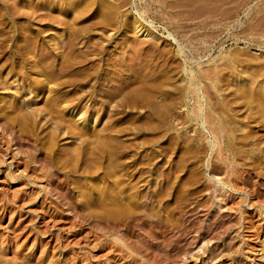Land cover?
Wrapping results in <instances>:
<instances>
[{
    "label": "rangeland",
    "instance_id": "374dc122",
    "mask_svg": "<svg viewBox=\"0 0 264 264\" xmlns=\"http://www.w3.org/2000/svg\"><path fill=\"white\" fill-rule=\"evenodd\" d=\"M0 112L7 257L264 264V0H0Z\"/></svg>",
    "mask_w": 264,
    "mask_h": 264
},
{
    "label": "bare ground",
    "instance_id": "6f19581e",
    "mask_svg": "<svg viewBox=\"0 0 264 264\" xmlns=\"http://www.w3.org/2000/svg\"><path fill=\"white\" fill-rule=\"evenodd\" d=\"M134 18H135V17H134ZM133 27H134V31H135V33H137V34H143V35H144V34H146V35H147V34H150V32L147 31V29L145 28V26L142 25V22H141L138 18H135V19H134V26H133ZM50 92H51V91H50ZM39 95H40V94H39ZM48 99H49V98H48ZM54 99H55V98H54ZM54 99H53V100H54ZM54 101H56V100H54ZM42 102H43V101H42ZM10 103H12V102H10ZM50 103H51V102H50ZM50 103H49L48 105H50ZM51 104H52V103H51ZM200 104H201V103H200ZM10 105H11V104H10ZM41 106H42V105H41ZM52 106H53V105H52ZM7 108H8V107H7ZM17 108H18V107H17ZM23 108H24V107H23ZM23 108H22V109H23ZM54 108H55V107H54ZM202 108H203V107H202ZM202 108H201V105H198V110H199L200 112H202V110H203ZM55 109H56V108H55ZM11 110H12V109H11ZM47 110H48V108H47ZM37 111H38V110H37ZM51 111H52V110H51ZM56 111H57V110H56ZM11 112H12V111H11ZM21 112H22V111H21ZM49 112H50V111H49ZM49 112H48V113H49ZM0 113H1V112H0ZM15 113H16V111H15ZM197 113H198V112H197ZM79 114H82V112H79ZM1 115H2V114H1ZM24 115H25V114H24ZM3 116H4V115H3ZM44 116H45V115H44ZM5 117H6V116H4L3 118L1 117L2 120H4ZM8 117H9V116H8ZM24 117H25V116H24ZM206 117H207V116H206ZM62 118H63V117H62ZM5 120H8L7 117H6ZM61 120H62V119H61ZM205 121H207L206 118H205ZM0 122H2V123H0V126H2L0 130L2 131V128H3V130H4V131H3V134H4V132H5V133H7V132L9 133L11 130H13V133H14V129H15L16 127L14 128V127L12 126L13 124L11 125L10 123H7V122H5V121H0ZM8 122H10V121H8ZM21 122H22V120H21ZM11 123H13V122H11ZM65 123H66V122H65ZM68 123H69V121H68ZM85 123H86V119H85ZM1 124H2V125H1ZM17 124H18V123H17ZM23 124H24V123H23ZM14 125H15V124H14ZM20 125H21V124H20ZM24 125H25V124H24ZM71 125H72V124H71ZM71 125H69V127H70ZM17 126H18V125H17ZM78 126H79V124H78ZM80 127H81V126H79V127H78V130H77L76 126H75L76 129H74V126H73V128H71L70 130H72V132L75 130V132H73L74 135L76 134V130H77V132H78L77 134H78V135L80 134V136H82L81 134H84L85 131L87 132V128H86V127H81V128H80ZM62 129H63V128H62ZM73 129H74V130H73ZM109 129H110V128H109ZM18 130H20V128H19ZM21 130H22V129H21ZM15 131H16V130H15ZM91 131H92V130H91ZM102 131H103V130H102ZM102 131H101V133H102ZM224 132H225V131H224ZM10 133H11V132H10ZM10 133H9V135L12 137V134H10ZM17 133H19V132L17 131ZM15 134H16V133H15ZM1 135H2V132H1ZM6 135H7V134H6ZM16 135H17V134H16ZM16 135H15V136H16ZM18 135H19V134H18ZM89 135H90V134H89ZM94 135H95V134H94ZM99 135H100V134H98V135H96V136H99ZM102 135H103V133H102ZM102 135H100V136H102ZM215 135H216V134H215ZM20 136H22V135H20ZM83 136H84V135H83ZM85 136H86V134H85ZM216 136H217V135H216ZM2 137H3V135H2ZM5 137H7V136H5ZM86 137H87V136H86ZM88 137H89V136H88ZM88 137H87V138H88ZM102 137H103V136H102ZM102 137H99V139H100V138L102 139ZM97 138H98V137H97ZM103 138H104V137H103ZM13 139H14V138H13ZM13 139H12V141H13ZM84 139H86V138H84ZM99 139H97V140H98L99 144H101L102 141L100 142ZM101 139H100V140H101ZM86 140H87V139H86ZM94 140H95V138H94ZM103 140H104V139H103ZM5 141H6V140H5ZM92 141H93V140H92ZM105 141H106V140H105ZM66 142H67V141H66ZM66 142H65V143H66ZM83 142H84V141H83ZM67 143H68V142H67ZM7 144H8V143H7ZM85 144H86V142H85ZM103 144H104V143H103ZM103 144H102V145H103ZM66 145H68V144H66ZM71 145H72V144H71ZM71 145H70V146H71ZM88 145H89V144H88ZM88 145H87V146H88ZM72 146H73V145H72ZM72 146H71V147H72ZM83 146H84V145H83ZM83 146H82V147H83ZM87 146H86V147H87ZM91 146H92V145H91ZM99 146H101V145H99ZM71 147H69L70 149L67 147L68 154H69V152L71 151ZM82 147H81V148H82ZM89 147H90V146H89ZM74 148H75V147H74ZM74 148H72V149H74ZM78 148H79V147H78ZM78 148L76 147V150H77ZM81 148H80V149H81ZM97 148H99V147H97ZM101 148H102V147H101ZM65 149H66V147H65ZM68 149H69V150H68ZM80 149H79V150H80ZM83 149H84V148H83ZM87 149H88V148H87ZM76 150H75V151H76ZM92 150H93V149H92ZM101 150H102V149H101ZM63 151H64V150H63ZM103 151H104V150H103ZM65 152H66V150H65ZM86 152H87V151H86ZM92 152H93V151H92ZM101 152H102V151H101ZM66 153H67V152H66ZM78 153H80V152H78ZM78 153H77V154H78ZM81 153H82V151H81ZM44 154H45V153H44ZM44 154H43V155H44ZM58 154H59V153H58ZM62 154H64V152H62ZM92 154H93V153H92ZM11 155H12V154H11ZM71 155H73L72 151H71ZM71 155H70V156H71ZM79 155H80V154H79ZM82 155H83V154H82ZM59 156H60V155H59ZM61 156L63 157V155H61ZM70 156H69V157H70ZM44 157H45V156H44ZM49 157H50V156H48V157H46V158H49ZM57 157H58V156H57ZM64 157H65V156H64ZM76 157H77V156H76ZM93 157H94V156H93ZM41 158H42V157H41ZM50 158H51V157H50ZM12 159H14V158H12ZM70 160H71V159H70ZM77 160H78V159H77ZM90 160H91V159H90ZM3 161H4V159L2 160V163H3ZM19 161H20V160H19ZM42 161H43V160H42ZM45 161H46V160H45ZM95 161H96V160H95ZM45 163H46V162H45ZM49 163H50V161H49ZM92 163H93V162H92ZM96 163H97V162H96ZM74 164H75V162H74ZM74 164H73V165H74ZM84 164H85V165L88 164V161H87V163H84ZM93 164H94V163H93ZM97 164H98V163H97ZM46 165H47V164H46ZM91 165H92V164H91ZM91 165H89V166H91ZM41 166H42V165H41ZM92 166H93V165H92ZM94 166H95V165H94ZM8 167H9V166H8ZM87 167H88V166H87ZM40 168H41V167H40ZM40 168H37V169H40ZM46 168H47V167H46ZM50 168H51V167H50ZM0 169H1V168H0ZM35 170H36V169H35ZM49 170H50V169H49ZM49 170L47 169L46 171L49 172ZM9 171H10V169H9ZM39 171H40V170H39ZM42 171H43V169H42ZM10 172H13L12 169H11ZM48 172H46V173H48ZM86 172H87V171H86ZM94 172L96 173V171H94ZM36 173H37V171H36ZM42 173L46 174L45 172H42ZM55 173H56V172H55ZM39 174H40V173H39ZM9 175H12L11 177L13 178V177H15L17 174H16V172H15V170H14V172H13L12 174L9 173ZM48 175H49V174H48ZM48 175H47V176H48ZM50 175L53 176L52 173H51ZM55 175H57V174H55ZM44 176H45V175H44ZM61 176H62V175H61ZM61 176H60V178L57 179V182L55 181V183H56L57 185H55L56 187L54 188V190H55V189L57 190L58 188H59V189H62L61 187H63L64 185L67 184V183L65 184V180H64L66 177L63 178V177H61ZM101 176H102V175H101ZM11 180H12V179H11ZM31 180H32V179H31ZM51 180H52V179H51ZM58 180H59V181H58ZM113 180H114V179H113ZM47 181H48V180H47ZM104 181H105V180H104ZM31 182H32V181H31ZM96 182H97V181H96ZM34 183H35V182H34ZM49 183H50V182H49ZM117 183H118V182H117ZM52 185H53V184H52ZM49 186H51V185H49ZM108 186H109V185H108ZM117 186H119V185H117ZM53 187H54V186H53ZM96 187H98V186H96ZM43 188H44L46 191H48V190H47L48 187H47L46 185H44ZM50 189H51V188H50ZM99 190H100V189H99ZM57 191H58V190H57ZM57 191H56V192H57ZM122 191H123V190H122ZM48 192H49V191H48ZM48 192H47V193H48ZM114 192H115V191H114ZM124 192H125V191H124ZM124 192H123V193H124ZM44 193H45V192H44ZM61 193H62V190H61V192L58 193V194H61ZM49 194H50V196H51L52 193H49ZM53 194H55V193H53ZM66 194H67V193H66ZM111 194H112V193H111ZM114 194H115V193H114ZM117 194H118V193H117ZM117 194H116V195H117ZM43 195H44V197L47 199V194H43ZM63 195H64V196H63ZM83 195H84V194H83ZM121 195H122V193H121ZM121 195H120V196H121ZM130 195H131V194H130ZM126 196H127V200H130V199H129L130 197L128 198V195H126ZM126 196H125V197H126ZM44 197H43V199H44ZM62 197H63L64 199L67 198V196H66L65 194H62ZM62 197H61V198H62ZM110 197H111V196H110ZM112 197H113V195H112ZM112 197H111V198H112ZM121 197H123V196H121ZM68 198H69V196H68ZM114 198H115V197H114ZM105 199H106V198H105ZM105 199H104V200H105ZM116 199H117V198H116ZM118 199H119V196H118ZM121 199H123V198H121ZM44 200H45V199H44ZM49 200H50V199H49ZM52 200H53V199H52ZM52 200H51V202H52ZM69 200H71V199H69ZM69 200H67V201H69ZM100 200H101V199H100ZM112 200H114V199H112ZM67 201H66V202H67ZM71 201H72V200H71ZM105 201H107V200H105ZM105 201L102 200L103 205H106ZM110 201H111V200H110ZM115 201H117V200H115ZM122 201H123V200H122ZM122 201H121V202H122ZM2 202H3V201H2ZM53 202H54V201H53ZM108 202H109V199H108ZM119 202H120V201H119ZM123 202H124V201H123ZM8 203H9V201H8ZM69 203H71V202L69 201ZM72 203H74V202L72 201ZM104 203H105V204H104ZM109 203H110V202H109ZM4 204L6 205L7 202L4 203ZM66 204H68V203H66ZM74 204H75V203H74ZM115 204H116V203H115ZM108 205H109V204H108ZM108 205H107L106 207H108ZM110 205H111V203H110ZM110 205H109V206H110ZM116 205H117V204H116ZM116 205H115L114 207H116ZM123 205H124V203H123ZM128 205H130V204H128ZM128 205H126V207H127ZM72 206H73V204H72ZM72 206L69 204V207H72ZM117 206H119V205H117ZM120 206H121V205H120ZM8 207H9V206H8ZM76 207H77V206H76ZM100 207H102V206H100ZM106 207H105V209H106ZM122 207H123V206H122ZM126 207H125V208H126ZM77 208H78V207H77ZM109 208H110V207H109ZM116 208H117V207H116ZM74 209L76 210L75 206H74ZM100 209H101V208H100ZM112 209H114V208H112ZM112 209H108V211H107V210H105V211L109 212V214H111V213L114 214V211L116 212V209H115L114 211H113ZM123 209H124V208H122V210H123ZM126 209H128V208H126ZM79 210H80V209H78L77 212H78V216L80 217L84 211L81 213V211H79ZM124 210H125V209H124ZM118 211H119V209H118ZM120 211H121V210H120ZM120 211H119V212H116V215H117L118 213L121 214V213L123 212V211H122V212L120 213ZM125 211H127V210H125ZM128 211H129V210H128ZM75 212H76V211H75ZM77 212H76V213H77ZM76 213H75V214H76ZM123 213H124V212H123ZM104 214H105V213H104ZM112 214H111V216H112ZM119 214H118V215H119ZM73 215H74V214H73ZM83 215H84V214H83ZM105 215H106V214H105ZM107 215H108V213H107ZM114 216H115V215H114ZM76 217H77V215H76ZM51 218H52V217H51ZM54 218H55V217H54ZM106 218H107V217H106ZM116 218H117V217H116ZM138 220H139V219H138ZM121 221H122V220H121ZM127 223H128V222H127ZM127 223H126V224H127ZM109 224H110V222H109ZM130 224H131V222H130ZM111 225H112V224H111ZM119 225H120V224H119ZM130 226H132V225H130ZM160 226H161V225H160ZM113 227H114V226H113ZM131 228H132V227H131ZM161 228H163V227H161ZM164 228H165V227H164ZM112 229H113V228H112ZM14 232H15V231H14ZM160 232H161V231H160ZM127 235H128V234H127ZM128 236H129V235H128ZM116 237H117V236H116ZM260 238H261V237H260ZM137 241H138V240H137ZM0 242H1V241H0ZM127 242H128V241H127ZM131 244H132V243H131ZM135 244H136V243H135ZM133 246L135 247V245H133ZM129 248H130V247H129ZM137 248H138V247H137ZM119 249H120V248H119ZM122 250H123V249H122ZM4 251H5V250L0 249V264H28V263H27L28 260L25 261L26 257H25L24 260L21 259V258H18V256L16 255V254H18V253H16V254H15L14 256H12V257H7V256H8V252H4ZM120 251H121V250H120ZM139 252H141V251H139ZM143 257H144V256H143ZM159 257H160V256H159ZM23 258H24V257H23ZM152 258H153V256H152ZM155 258H156V257H155ZM155 258H154V259H155ZM17 259H18V260L21 259V260H23V262H21V261L19 262V261H17ZM35 259H36V258H35ZM37 259H39V262H38L37 264H41V259H40V257H37ZM34 261H35V260H34ZM158 261H159V260H158ZM42 262H43V261H42ZM35 264H36V263H35ZM43 264H44V263H43Z\"/></svg>",
    "mask_w": 264,
    "mask_h": 264
}]
</instances>
